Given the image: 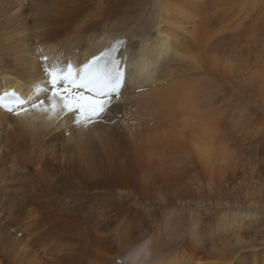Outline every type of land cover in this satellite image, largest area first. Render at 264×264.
Here are the masks:
<instances>
[{
    "label": "bare ground",
    "instance_id": "bare-ground-1",
    "mask_svg": "<svg viewBox=\"0 0 264 264\" xmlns=\"http://www.w3.org/2000/svg\"><path fill=\"white\" fill-rule=\"evenodd\" d=\"M121 35L108 122L0 108V264H264V0H0V94Z\"/></svg>",
    "mask_w": 264,
    "mask_h": 264
},
{
    "label": "snow or ice",
    "instance_id": "snow-or-ice-1",
    "mask_svg": "<svg viewBox=\"0 0 264 264\" xmlns=\"http://www.w3.org/2000/svg\"><path fill=\"white\" fill-rule=\"evenodd\" d=\"M41 59L46 62L43 67L45 82L34 85L28 96L11 93L14 98L7 103L8 94L0 96V108L17 117L29 114L32 109L47 113L49 118L59 119L71 114L72 123L78 129L108 122L112 98L119 99L126 69L118 65L112 70L103 68L99 64L101 57H94L82 67L70 61L60 65L47 63V57ZM41 93L47 95L41 98Z\"/></svg>",
    "mask_w": 264,
    "mask_h": 264
},
{
    "label": "rangeland",
    "instance_id": "rangeland-1",
    "mask_svg": "<svg viewBox=\"0 0 264 264\" xmlns=\"http://www.w3.org/2000/svg\"><path fill=\"white\" fill-rule=\"evenodd\" d=\"M22 234V233H21ZM22 236V235H21ZM110 237H111V235H110Z\"/></svg>",
    "mask_w": 264,
    "mask_h": 264
}]
</instances>
